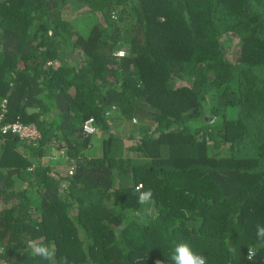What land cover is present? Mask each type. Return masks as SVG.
Listing matches in <instances>:
<instances>
[{
    "label": "trees",
    "instance_id": "16d2710c",
    "mask_svg": "<svg viewBox=\"0 0 264 264\" xmlns=\"http://www.w3.org/2000/svg\"><path fill=\"white\" fill-rule=\"evenodd\" d=\"M0 264H264V0H0Z\"/></svg>",
    "mask_w": 264,
    "mask_h": 264
},
{
    "label": "rangeland",
    "instance_id": "374dc122",
    "mask_svg": "<svg viewBox=\"0 0 264 264\" xmlns=\"http://www.w3.org/2000/svg\"><path fill=\"white\" fill-rule=\"evenodd\" d=\"M230 39H231L230 42L228 44H226V47H225L226 52H227V57L231 61H236L240 57L241 46H240L238 38H236L234 36H230ZM119 51H125L126 52V48H122ZM111 132L112 133H114V132L117 133V131H115V130H112ZM122 133L123 132H121V134ZM104 138H106V135H104V134H101V135L93 137L92 147H91V149L88 152L90 156H94L96 154L98 155V154L101 153V151H102V143H103L102 141H103ZM125 146H126V148H129L131 146L130 140L126 139ZM55 154H56V156H55ZM58 155H59V151L55 149V150H53L50 158L49 159L48 158H43L42 162L44 164H47V163L50 164L53 159L58 157ZM58 170L64 171L65 170L64 165L63 164L60 165L58 167ZM148 212H150V208H148Z\"/></svg>",
    "mask_w": 264,
    "mask_h": 264
},
{
    "label": "built area",
    "instance_id": "2783aa9c",
    "mask_svg": "<svg viewBox=\"0 0 264 264\" xmlns=\"http://www.w3.org/2000/svg\"><path fill=\"white\" fill-rule=\"evenodd\" d=\"M126 52L125 51H119L116 55L119 57L125 56ZM93 127H92V120L88 121L85 124V131L87 133H92L93 132ZM12 132L14 135H18L20 138H32L36 139L38 137V131L34 126H24L21 123L17 122L13 125H9L7 127H4L3 133L6 134L8 132ZM249 254L252 256L254 255V251H250Z\"/></svg>",
    "mask_w": 264,
    "mask_h": 264
},
{
    "label": "clouds",
    "instance_id": "9594fccd",
    "mask_svg": "<svg viewBox=\"0 0 264 264\" xmlns=\"http://www.w3.org/2000/svg\"><path fill=\"white\" fill-rule=\"evenodd\" d=\"M118 53V52H117ZM90 120H92V127H93V132L92 133H87L86 131V133L88 134V135H91L92 137H94V136H98V135H101V134H98V128H97V126L95 125V120L93 119V118H91V119H89V120H87L86 122H85V124L88 122V121H90ZM84 129H85V125H84ZM11 134H12V132H11ZM38 136H39V133H38ZM38 138V137H37ZM35 140V139H34ZM92 140H93V138H92ZM92 140H91V145H90V147H89V150L91 149V147H92ZM59 151V155H58V157H56L55 159H53L52 161L54 162V161H60L62 158H63V156H64V150H58ZM52 152H53V150H51V151H49L48 152V155L46 156V158H50V156H51V154H52ZM55 156H56V154H55ZM56 162H54V164H55V167H57V169H58V167H59V165L56 163ZM51 164V163H50ZM51 165H53V164H51ZM64 165V167H65V170L64 171H60L59 170V172H55V171H53V172H51V175L55 178V179H58V180H61V179H64L65 177H67V174L69 175V176H72L73 175V173H74V167H71V166H69V165H65V164H63ZM54 167V168H55ZM65 185H66V182H63Z\"/></svg>",
    "mask_w": 264,
    "mask_h": 264
},
{
    "label": "water",
    "instance_id": "95a60500",
    "mask_svg": "<svg viewBox=\"0 0 264 264\" xmlns=\"http://www.w3.org/2000/svg\"><path fill=\"white\" fill-rule=\"evenodd\" d=\"M29 112L34 113V112H38V110L37 109H29Z\"/></svg>",
    "mask_w": 264,
    "mask_h": 264
}]
</instances>
